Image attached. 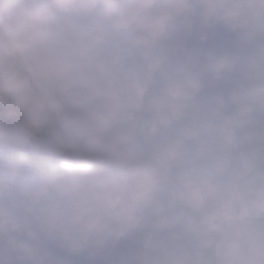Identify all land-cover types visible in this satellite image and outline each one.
<instances>
[{"label":"clouds","instance_id":"obj_1","mask_svg":"<svg viewBox=\"0 0 264 264\" xmlns=\"http://www.w3.org/2000/svg\"><path fill=\"white\" fill-rule=\"evenodd\" d=\"M0 264H264V0H0Z\"/></svg>","mask_w":264,"mask_h":264}]
</instances>
